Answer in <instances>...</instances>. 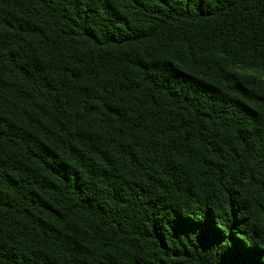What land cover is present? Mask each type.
Segmentation results:
<instances>
[{
    "label": "trees",
    "instance_id": "obj_1",
    "mask_svg": "<svg viewBox=\"0 0 264 264\" xmlns=\"http://www.w3.org/2000/svg\"><path fill=\"white\" fill-rule=\"evenodd\" d=\"M0 264H264V0H0Z\"/></svg>",
    "mask_w": 264,
    "mask_h": 264
}]
</instances>
